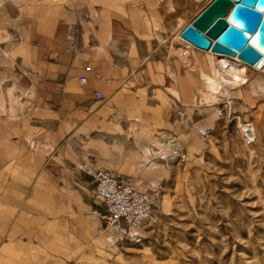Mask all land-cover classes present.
I'll use <instances>...</instances> for the list:
<instances>
[{"label":"crops","instance_id":"crops-1","mask_svg":"<svg viewBox=\"0 0 264 264\" xmlns=\"http://www.w3.org/2000/svg\"><path fill=\"white\" fill-rule=\"evenodd\" d=\"M83 5L78 14L69 5L34 10L21 25L27 51L13 66L0 65V264H44L45 252L59 258L66 250L59 236L76 235L78 226L89 236L91 214L97 223L108 215L84 167L118 171V151L101 143L106 160L94 163L77 150V117L108 134L122 113L155 125L196 97L171 30L166 37L161 30L176 11L167 0Z\"/></svg>","mask_w":264,"mask_h":264},{"label":"rangeland","instance_id":"rangeland-1","mask_svg":"<svg viewBox=\"0 0 264 264\" xmlns=\"http://www.w3.org/2000/svg\"><path fill=\"white\" fill-rule=\"evenodd\" d=\"M212 1L167 0L176 11L166 22L168 29L161 30L164 37L171 30L173 46L197 89L181 115L146 125L122 113L119 129L108 134H101L98 124L86 123L84 116L76 120L77 150L102 163L106 154L101 155V143L114 148L119 168L113 169L156 193L153 218L142 227L140 240L130 227L104 216L106 212L98 223L91 214L89 236L81 235L79 226L76 235L59 236L58 245H66V252H59V258L45 252L42 263L264 264V65L247 66L242 85L236 77L244 75L236 69V87L224 85L225 80L207 86L200 68L213 73L215 64L207 60L212 57L216 63V56L178 36ZM85 2L0 0V65L13 66L27 51L21 25L34 10L51 12L69 5L78 14ZM253 133L256 139L248 142L246 134ZM42 241L36 243L47 247Z\"/></svg>","mask_w":264,"mask_h":264},{"label":"water","instance_id":"water-1","mask_svg":"<svg viewBox=\"0 0 264 264\" xmlns=\"http://www.w3.org/2000/svg\"><path fill=\"white\" fill-rule=\"evenodd\" d=\"M180 35L195 47L254 65L264 53V0H213Z\"/></svg>","mask_w":264,"mask_h":264},{"label":"built area","instance_id":"built-area-1","mask_svg":"<svg viewBox=\"0 0 264 264\" xmlns=\"http://www.w3.org/2000/svg\"><path fill=\"white\" fill-rule=\"evenodd\" d=\"M87 71L91 66H86ZM78 82L86 84V76H79ZM96 99L102 98L100 91L95 92ZM248 142L256 139V134H246ZM95 185V194L105 207L113 222L124 224L131 228L133 237L140 240L142 227L152 220L157 195L153 191L141 189L134 178L121 171L95 169L90 165L84 167Z\"/></svg>","mask_w":264,"mask_h":264},{"label":"bare ground","instance_id":"bare-ground-1","mask_svg":"<svg viewBox=\"0 0 264 264\" xmlns=\"http://www.w3.org/2000/svg\"><path fill=\"white\" fill-rule=\"evenodd\" d=\"M178 36L183 41H185L186 43H189L181 37L180 33L178 34ZM255 41H256V36H254L252 39V42L254 44H255ZM189 44L192 45L191 43H189ZM192 46H194V45H192ZM188 47L189 46H185L184 52H187V53L189 52ZM213 55L216 56L215 57L217 60L216 63H215V61H212V57H210V60H207V61H209V62L211 61V63L215 64L214 68H212V69H214L213 73L210 74L209 72H206V71L202 70L201 68H200V72H199L201 75V78L205 81L206 85L212 86V84H214V82H216V81L221 84V83H223L222 80H225L226 84H224V85H227L228 87L231 85V88L236 87L235 78L232 77V74H236V72H237L236 69H238V71L240 73H243V75H244L243 78H239L238 76L236 77V81L239 82L240 85H242L243 80L246 77V73H247V69H248L247 66H249L250 64L239 59L238 56H230V55L219 54V53H213ZM236 60H238L240 63H238ZM246 64H248V65H246ZM263 65H264V53L262 54L261 59L256 64H254L253 66L257 69H260L263 67ZM210 66H211V64H210ZM238 66L240 68H237ZM213 75H218L219 78H214ZM108 217H109V215H108Z\"/></svg>","mask_w":264,"mask_h":264}]
</instances>
